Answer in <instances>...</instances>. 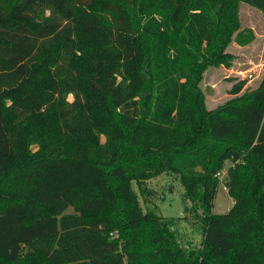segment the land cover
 Instances as JSON below:
<instances>
[{
  "label": "trees",
  "instance_id": "1",
  "mask_svg": "<svg viewBox=\"0 0 264 264\" xmlns=\"http://www.w3.org/2000/svg\"><path fill=\"white\" fill-rule=\"evenodd\" d=\"M240 2L264 12L0 0V264H264V79L214 109L198 87ZM222 171L234 204L214 213ZM14 172L27 184L7 187ZM162 175L183 186V216L161 213L148 182Z\"/></svg>",
  "mask_w": 264,
  "mask_h": 264
},
{
  "label": "rangeland",
  "instance_id": "2",
  "mask_svg": "<svg viewBox=\"0 0 264 264\" xmlns=\"http://www.w3.org/2000/svg\"><path fill=\"white\" fill-rule=\"evenodd\" d=\"M133 9L136 10L135 7ZM238 14L240 28L233 33L224 50L229 55L221 63L208 64L203 60H200L199 63L202 70L198 87L202 92L207 109H214L234 99L237 95L232 94L231 89L238 83L245 82L240 93L242 95L257 88L264 79V12L247 3L240 2ZM249 30L254 32L255 40L245 46L238 45L234 40L235 35L238 32ZM73 99L74 95H70L69 100ZM222 176L224 177V171ZM20 184H27L20 175L14 172L8 176L7 187ZM148 186L153 188L159 196L156 203L165 217L184 215V209L190 203L183 197L184 189L179 181L172 176L162 175L150 180ZM133 187L138 193V186L135 182H133ZM233 204V198L228 193L225 184L221 182L214 200L213 212L227 213ZM194 236L197 241L201 239L198 233H195Z\"/></svg>",
  "mask_w": 264,
  "mask_h": 264
},
{
  "label": "built area",
  "instance_id": "3",
  "mask_svg": "<svg viewBox=\"0 0 264 264\" xmlns=\"http://www.w3.org/2000/svg\"><path fill=\"white\" fill-rule=\"evenodd\" d=\"M222 174H223V171L222 172H220V173H218V177H219V179H220V182H224V179H225V177H226V171H224V177L222 176ZM223 179V180H222ZM222 180V181H221ZM227 189V188H226Z\"/></svg>",
  "mask_w": 264,
  "mask_h": 264
}]
</instances>
